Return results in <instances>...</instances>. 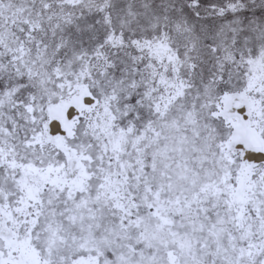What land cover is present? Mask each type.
Returning a JSON list of instances; mask_svg holds the SVG:
<instances>
[{"label": "rangeland", "instance_id": "374dc122", "mask_svg": "<svg viewBox=\"0 0 264 264\" xmlns=\"http://www.w3.org/2000/svg\"><path fill=\"white\" fill-rule=\"evenodd\" d=\"M157 43L165 54L150 50ZM254 59L264 67V0H0V145L7 157L39 166L64 162L34 137L47 102L76 81L107 108L84 112L70 139L89 157L85 189L44 182L21 211V171L0 162V206L11 211L18 237L29 238L46 264L80 254L97 256L96 264H264V189L247 201L240 221L220 187L183 211L164 206L171 222L160 225L133 160L137 147L126 143L115 159L102 128L109 121L133 136L156 127L161 157L152 170L148 147L143 172L178 173L168 176L185 195L192 178L226 174L233 183L238 158L226 163L217 145L230 128L211 111L222 92L246 85ZM250 93L264 108V71ZM107 174L121 179L118 189L105 190ZM161 196L167 202L168 190ZM0 250L6 253L1 238Z\"/></svg>", "mask_w": 264, "mask_h": 264}, {"label": "bare ground", "instance_id": "6f19581e", "mask_svg": "<svg viewBox=\"0 0 264 264\" xmlns=\"http://www.w3.org/2000/svg\"><path fill=\"white\" fill-rule=\"evenodd\" d=\"M149 48L158 56L167 52L166 45L161 43L153 45L149 44ZM249 66L254 77H249L246 81V85L239 90L222 92L217 98V101L214 103V108L211 111L212 115L220 116L225 124H228V127L230 128L227 137L220 140L217 145L220 151V157L222 156V159L225 160L226 163H233L235 156L238 158V162L235 166L233 183L226 180V174L220 176L219 179H213L210 177L209 179L202 178V180L199 179L198 181V179L192 178L187 182L188 184H186V188L189 192L185 195L183 191L185 188L184 186H174L173 179L169 177V174H171L169 173V169L167 172L164 171L165 169L163 170L159 167L161 170L155 169V172L153 171L150 177L149 174L146 176L143 172L144 164L146 162L144 154L147 148L149 147L151 150L150 154H152V158H150L152 161H149L151 163L152 170L156 167L160 156L159 153L161 154L158 149L161 146L157 147L155 144L156 141L158 142L157 139L162 133L157 130L156 127H149V134L146 133L145 130L142 131L141 134L139 133V135L128 136V132L121 128H117L116 130L111 129L109 127V121L102 122V128L104 129V135L107 139V145L110 150L114 152L115 159L123 153V147L124 145L126 146V143H130V145H135L137 147L136 154L133 159L136 164H134L137 165L140 176H143V180H141L143 181L145 187L151 192L150 194L152 197L149 198H152V202L150 201L148 204L152 206L153 210L150 213L156 218V222H159L160 225L171 222V218H169L166 214L167 211L165 214L162 213L164 206L166 207L169 204L175 207L178 212L183 211L193 203H196L205 197L207 198L209 194L217 196L221 191L220 187L225 190L227 203L229 206L234 208L236 217L238 221H240L244 205L253 196L256 190L264 189V108L261 107L260 99L257 98L255 94L250 93V89L253 88V84L259 70L264 71V67L261 65L260 59L250 61ZM97 104L102 106V113H105L107 109L105 103L102 101L99 102L98 99L88 90L83 81H76L72 86V90H70L67 94L57 97L54 101L47 102L44 111L45 117L42 120L40 130L35 134L34 140L40 145L48 143L57 149L61 153L64 162H60L59 164L48 162L43 166H39L31 160L26 162L16 161L13 156L7 157V151H5V149H3L0 145V162L6 161L10 166L17 165L21 171V175L18 177L17 183L23 193V198L20 199V206L18 210L25 211L28 206V200L34 201L38 198L37 193L41 189L44 182L54 184L55 186L66 185L69 190L85 189L86 180L90 174L85 167L84 160L89 157L78 152L74 147H72L70 139L72 138L78 119L84 114V112H90ZM27 108H30V106H27ZM104 146L105 144L103 147ZM131 147L133 146H130L129 148ZM161 148H163V146ZM200 148H202V144L199 149ZM130 151L131 149L129 152ZM188 152L191 153L190 151ZM122 158L120 160H122ZM179 162L182 164L181 161ZM123 164H125V162ZM123 164L120 161L119 165L123 166ZM126 165L128 164L126 163ZM163 166H165V164ZM207 173L209 174V171ZM177 174L178 173L175 175ZM180 174L181 173H179V175ZM182 174H184V172H182ZM183 178L184 177H182V180ZM120 180L114 175L107 174L104 177L102 185L106 191H113L120 187ZM152 181H154V184L156 185V187H152L154 188L153 190L150 185ZM164 189H167L169 194L167 202L163 200L161 196V191ZM186 191L185 193H187ZM117 192L119 191L117 190ZM101 194L103 196L104 193L102 192ZM144 196L148 195L145 194ZM114 199L110 200L114 201ZM16 230V222L11 214V211L5 205L0 206V238L6 250V253L4 254L0 250V264H46V261L39 256L37 249L31 245L29 238L18 237ZM167 258L169 262H173V255L170 251L167 252ZM97 259V256L80 254L71 258L67 264H96Z\"/></svg>", "mask_w": 264, "mask_h": 264}]
</instances>
